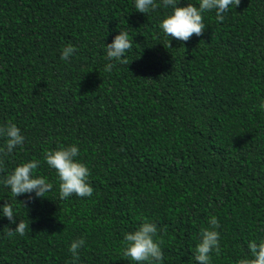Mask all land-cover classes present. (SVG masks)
I'll return each instance as SVG.
<instances>
[{
	"label": "trees",
	"instance_id": "trees-1",
	"mask_svg": "<svg viewBox=\"0 0 264 264\" xmlns=\"http://www.w3.org/2000/svg\"><path fill=\"white\" fill-rule=\"evenodd\" d=\"M172 13H139L135 0H0V126L25 137L0 157V264H136L122 241L146 221L163 239L160 264H198L212 216L222 252L210 264H237L264 240V0H241L223 21L203 13L204 34L187 42L160 28ZM120 31L133 39L129 65L106 58ZM74 144L94 191L61 200L44 156ZM31 160L53 188L24 208L29 194L3 181ZM5 201L25 235H7L17 225Z\"/></svg>",
	"mask_w": 264,
	"mask_h": 264
},
{
	"label": "clouds",
	"instance_id": "clouds-1",
	"mask_svg": "<svg viewBox=\"0 0 264 264\" xmlns=\"http://www.w3.org/2000/svg\"><path fill=\"white\" fill-rule=\"evenodd\" d=\"M180 0H135V7L139 13H149L158 7L173 8V13L164 18L160 23V28L167 37L179 41L187 42L193 35L202 36L205 31L203 22V13L211 10L216 11L217 21H223V13L229 10L230 6L238 7L241 0H200L199 6L188 3L187 6L178 7ZM106 45L107 60L129 65L126 53L133 48V39L129 37L128 32L120 31L113 41ZM170 47V41H169ZM76 52V48L69 44L62 49L61 59L67 60ZM116 67V63L105 65L104 71L111 72ZM264 110V102L260 104ZM0 137L6 138V143L0 147V157L8 156L13 153L17 146H22L25 137L21 130L15 124L0 126ZM79 155V148L74 144L67 147H61L58 150L46 151L44 159L46 163L56 170L59 183L60 199L64 200L73 194L78 197H91L93 187L89 181V168L76 160ZM0 159V163H2ZM39 160H31L17 166L3 181L6 187H9L12 195L16 198L23 194L28 195V201L20 202L24 208H27L29 201L35 198H43L45 193L50 192L53 184L44 176H36L35 170L39 167ZM2 214L10 224H16L15 229L8 227L7 235L19 234L25 235L29 224L20 220L17 224V218L14 214L13 206L5 201L2 206ZM220 228L218 219L212 216L209 219V227L202 229L201 241L196 247L195 260L198 264H210L211 253L220 255L222 252L220 246ZM122 243L125 245L124 256L130 258L136 264H160L164 259L161 245L163 239L158 238V227L153 222H144L137 230L124 234ZM85 244L83 238L72 241L69 251L72 253L73 261H78V249ZM248 250L250 256L238 260L237 264H264V240L257 243L256 240L249 241Z\"/></svg>",
	"mask_w": 264,
	"mask_h": 264
}]
</instances>
